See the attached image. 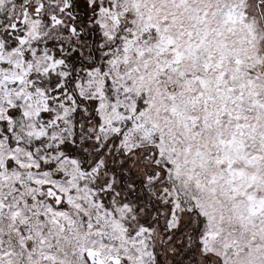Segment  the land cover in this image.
<instances>
[{"label":"snow or ice","instance_id":"6c2138e0","mask_svg":"<svg viewBox=\"0 0 264 264\" xmlns=\"http://www.w3.org/2000/svg\"><path fill=\"white\" fill-rule=\"evenodd\" d=\"M0 264H264V0H0Z\"/></svg>","mask_w":264,"mask_h":264}]
</instances>
